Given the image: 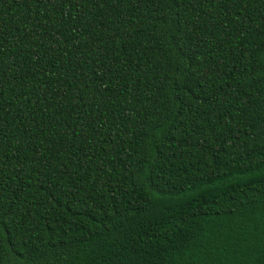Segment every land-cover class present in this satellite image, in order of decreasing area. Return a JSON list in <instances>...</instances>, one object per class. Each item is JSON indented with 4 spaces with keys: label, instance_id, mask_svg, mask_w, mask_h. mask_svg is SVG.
<instances>
[{
    "label": "trees",
    "instance_id": "16d2710c",
    "mask_svg": "<svg viewBox=\"0 0 264 264\" xmlns=\"http://www.w3.org/2000/svg\"><path fill=\"white\" fill-rule=\"evenodd\" d=\"M0 264H264V0H0Z\"/></svg>",
    "mask_w": 264,
    "mask_h": 264
}]
</instances>
